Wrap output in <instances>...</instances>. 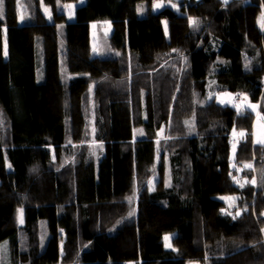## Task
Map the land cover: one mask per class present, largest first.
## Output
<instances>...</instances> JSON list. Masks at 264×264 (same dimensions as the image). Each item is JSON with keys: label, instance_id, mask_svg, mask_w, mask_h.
I'll list each match as a JSON object with an SVG mask.
<instances>
[{"label": "trees", "instance_id": "trees-1", "mask_svg": "<svg viewBox=\"0 0 264 264\" xmlns=\"http://www.w3.org/2000/svg\"><path fill=\"white\" fill-rule=\"evenodd\" d=\"M157 1L4 0L0 264H264V145L232 154L233 130L250 131L254 112L208 88L259 100L264 0ZM98 21L113 32L94 55ZM164 125L172 183L149 190ZM254 162L257 178L244 167Z\"/></svg>", "mask_w": 264, "mask_h": 264}, {"label": "rangeland", "instance_id": "rangeland-1", "mask_svg": "<svg viewBox=\"0 0 264 264\" xmlns=\"http://www.w3.org/2000/svg\"><path fill=\"white\" fill-rule=\"evenodd\" d=\"M180 2H181V0H168L167 3L175 5V7H173V8L176 9L177 11H180ZM156 3H161L162 6H164L166 4V2L164 0H159ZM70 5L73 6L71 9H68L67 7L64 9L68 18L73 17L76 4H70ZM162 6L159 9H161ZM159 9H154V10H159ZM145 10H146L145 6L140 7L138 12L140 15H143ZM259 23L261 26L262 33H264V25H262V15L259 18ZM112 32H113V24L110 21H98V22H95L92 24V26H91V47H92V53L94 55L97 53H104V52L109 51L108 37L111 35ZM94 49H95V51H94ZM249 61H250V59H247V62H249ZM217 87L218 86L214 82L208 86L209 91H210L209 97H213V99H214L218 94H220L217 96V100L219 102L224 101V103L235 104L237 106V108L239 109L240 113H243V112L249 111V110H252L254 112V114H253V116H254L253 125H252L250 131H248L244 126H241V127L235 129L237 135H235V136L233 135L232 154L233 155L235 154L234 150H233V146L235 145V152H236L237 147L239 145H241L243 143V141L251 143L250 145H251L252 150H254L257 147V145H264V144L256 143L257 140L264 139V112H263L264 110L262 107V106H264V92L262 94H260L259 100L257 102H250L246 99L245 96H243V94L241 92H236V94L234 95V97H235V100H234L230 93H223V92L219 91L217 89ZM198 99H199V97H197V96H196V98H194V102H193L194 105L197 104L195 102H196V100L198 101ZM191 100H193V97H191ZM175 104H176V102H175ZM248 105H255L256 107L253 109V108L249 107ZM174 108H175V105L173 107V110H174ZM185 112H183V113H185ZM176 113H177L176 110L173 111V114H176ZM187 113L188 112H186L185 114H187ZM178 116H180V114ZM3 123H4V114L0 109V126L1 127H2ZM3 126H5V124ZM193 126H194L193 121H191L190 124L188 123L187 128L192 127V129H193ZM164 127H165V125L162 126L158 130V132L156 133L157 138H158V140H157L158 148H157V152H156V162H155L156 166L153 169V171L150 172V175L148 176V178L145 179L146 180L145 185L147 188H149V190H155L156 184H160L161 182H163L165 186H169L172 183L171 174H170L171 171H170V167L168 166L169 158H167V159L163 158V153H162V150L166 151V149H167L166 147H162L163 146L162 142H164L163 139L165 138V135H163V132H164L163 128ZM134 130H135L134 132H135L136 139L147 136V134H148V132H146L142 126L135 127ZM240 131H244L246 133V136L243 139H241L238 135V133ZM141 132L143 134H141ZM73 145L77 146V144H75V143ZM161 159L165 160V162L164 161L162 162L164 164L162 166V167H164L163 171H161L162 169H159V167L161 168V165H160ZM254 163L252 164V166H253L252 170L255 172V175L257 178L256 163L255 164ZM139 191H140L139 181L136 180L135 187H134V201L133 202L137 201ZM232 197H235V196H232ZM236 200L237 199H235V201L233 203L232 201L225 199V202L228 204V206L230 204H231V206H233L234 204H236V202H237ZM133 202H132V204H133ZM126 205L127 206L130 205V207H131L130 200L127 202ZM20 214L21 213H19L18 218L20 217ZM22 217H23V213H22ZM120 221H121L120 218L117 221H114L112 223V226H116V225L120 224L121 223ZM19 224L23 225V223H19ZM41 231H42L41 235L47 234V231L45 230L44 227H43V229H41ZM166 236L170 237V239L168 241H166V243H170L172 245L173 244L172 240L174 239V235L168 234ZM22 239H23V237H22ZM188 264H203V263L192 261ZM208 264H210V263H208Z\"/></svg>", "mask_w": 264, "mask_h": 264}, {"label": "snow or ice", "instance_id": "snow-or-ice-1", "mask_svg": "<svg viewBox=\"0 0 264 264\" xmlns=\"http://www.w3.org/2000/svg\"><path fill=\"white\" fill-rule=\"evenodd\" d=\"M227 2H228V0H224L225 4H227ZM41 3H43V0H41ZM17 4L19 5V0H17ZM161 6H162L161 3H156V4L153 5V8L154 9H159ZM172 6L175 7V5H172ZM64 7H67L68 9H71L73 6L72 5H65ZM45 12L48 14L49 19H50L51 18L50 11L47 8H45ZM3 16H4V0H0V19H3ZM20 19L21 20L24 19L23 15L20 16ZM189 21H190V24H192L193 26H195L198 23V21L195 18H189ZM262 25H264V13H262ZM5 31H6V29H5ZM94 51H95V49H94ZM4 54L7 55L6 44H5V52H4ZM210 99H211V97H210ZM221 103H224V101H221ZM248 106L253 108V109L256 107L255 105H248ZM238 114H240L239 109H238ZM185 123H189L190 124L191 122L185 121ZM141 134H143V133L141 132ZM233 135L234 136L237 135L235 129L233 130ZM238 135H239V137L241 139H243L246 136V133L244 131H240L238 133ZM256 143L264 144V139H259V140L256 141ZM101 147H102V145H101ZM233 150H234V153H235V145L233 146ZM244 167H246L248 169H251L253 166H252V164L249 163V164H245ZM233 180L235 181L236 178L233 177ZM236 182L239 183V181H236ZM246 183H255V181L254 180L253 181H246ZM240 186L243 187L244 185L241 184ZM221 199H227V200L232 201L234 203L235 199H237V198L236 197H227V198L221 197ZM230 206H231V204H230ZM245 211H246V209H245ZM221 212L223 214L231 215V212H227L225 209H221ZM20 213L21 214H20V217H19V221H20V223H23L22 210H20ZM236 215L238 216V215H240V213L237 212ZM233 219H235V217H233ZM169 239H170V237H168V236L165 237L166 241H168ZM166 247H171V244L170 243H166Z\"/></svg>", "mask_w": 264, "mask_h": 264}]
</instances>
